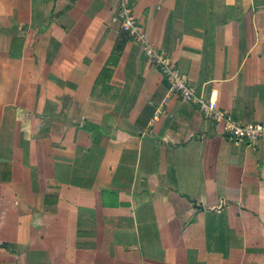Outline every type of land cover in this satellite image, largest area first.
Returning <instances> with one entry per match:
<instances>
[{
    "label": "crops",
    "instance_id": "obj_1",
    "mask_svg": "<svg viewBox=\"0 0 264 264\" xmlns=\"http://www.w3.org/2000/svg\"><path fill=\"white\" fill-rule=\"evenodd\" d=\"M131 1L199 94L264 121V0ZM0 264H264V141L171 93L116 0H0Z\"/></svg>",
    "mask_w": 264,
    "mask_h": 264
},
{
    "label": "built area",
    "instance_id": "obj_2",
    "mask_svg": "<svg viewBox=\"0 0 264 264\" xmlns=\"http://www.w3.org/2000/svg\"><path fill=\"white\" fill-rule=\"evenodd\" d=\"M116 15L120 30L139 44L143 54L163 75L171 93L178 94L183 101L196 106L234 144L264 141V121L241 122L218 105L216 94L203 96L197 92L181 68L149 41L147 33L135 16L131 0H116Z\"/></svg>",
    "mask_w": 264,
    "mask_h": 264
},
{
    "label": "rangeland",
    "instance_id": "obj_3",
    "mask_svg": "<svg viewBox=\"0 0 264 264\" xmlns=\"http://www.w3.org/2000/svg\"><path fill=\"white\" fill-rule=\"evenodd\" d=\"M13 84H14V83H13ZM29 85H30V84L28 83V80L26 79L23 88H22L21 90L19 89V93H18V96H17V97H19V98H18L19 100H20V98L23 96V93H24L25 91H27L26 93L30 92V90L28 89V86H29ZM12 91H13V90H12ZM26 93H25V94H26ZM25 94H24V95H25ZM27 95H28V94L25 95V98L29 101V104H28L27 106H30V105L32 104L33 100H36V99H35V98L30 99ZM26 99H25V100H26ZM21 100L24 101V98H23V99L21 98ZM252 144H253V143H252Z\"/></svg>",
    "mask_w": 264,
    "mask_h": 264
}]
</instances>
